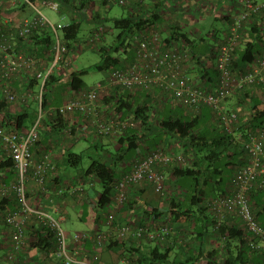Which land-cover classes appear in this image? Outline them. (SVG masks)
Listing matches in <instances>:
<instances>
[{
	"label": "built area",
	"instance_id": "built-area-1",
	"mask_svg": "<svg viewBox=\"0 0 264 264\" xmlns=\"http://www.w3.org/2000/svg\"><path fill=\"white\" fill-rule=\"evenodd\" d=\"M233 3L238 11L231 16L223 42L207 54V60L212 61L219 73L213 87L205 84L208 77H203L202 73H191L196 59L187 42L182 39L168 41L160 30L161 23L154 20L146 22L121 49L120 53H132L130 57L120 54L123 67L107 70L106 78L79 92L66 85L67 95L71 96L59 106L44 107L49 91L62 82L53 83V77L65 78L68 84L71 73L81 70L76 62L83 46L95 49L105 39L104 25L93 31L85 45L77 42L69 46L61 34L68 23L67 17L60 15L62 22L54 23L42 10L43 6L59 14L58 0H0V89L3 98L8 103L38 105L36 119L30 127L11 126L0 116V145L16 170L12 181L0 183V199L12 195L17 202L14 209L2 212L4 222L12 229L5 256L9 263L21 264L22 255L32 241L31 219L38 223L39 233L46 236L48 229L53 233L54 249L50 257L63 264H136V252L122 251L115 245L110 248V241L124 240L129 243L128 249H132L140 247L143 242L166 240L175 235L167 219L168 212L156 216L153 211L144 217L148 213L141 210L139 202L129 207L132 186L148 182L160 197L169 193L165 175L155 167L175 161L186 163L185 157L174 153L172 146L163 144L146 154L137 155L131 163V170L115 181L113 200L105 212V229L99 227L70 235L60 220L41 209L28 193L29 172L34 163L32 146L38 142L48 118L56 115L68 117L70 125L65 129L68 134H71L77 119L81 121L82 133L97 139L119 136L127 127L137 128L138 120L132 113L124 115L110 104L103 107V100L111 96L114 89L118 92L127 89L135 95L139 92L153 93L163 102L180 105L192 112L203 106L214 111L216 119L228 132L236 135L247 154L231 182L230 193L209 200L208 205L214 211L218 224L227 211L236 210L255 238L249 241V245L252 249L263 250L264 225L253 214L250 193L256 187L264 188V128L248 133L244 138L236 126L238 110L224 106V100L246 85L264 83V47L246 71L237 73L232 69L245 22L264 10V0L256 3L233 0ZM118 4L125 6L127 12L154 13L149 12L144 0H119ZM168 4L167 10L175 7L172 0ZM227 7L230 6L226 4L224 9L228 14ZM164 10L158 9L156 13L160 15ZM46 32L49 33V43ZM153 105L157 111L160 110L159 102L153 101ZM55 169L50 155L46 154L34 166L32 175L35 183L44 189L51 170Z\"/></svg>",
	"mask_w": 264,
	"mask_h": 264
},
{
	"label": "trees",
	"instance_id": "trees-1",
	"mask_svg": "<svg viewBox=\"0 0 264 264\" xmlns=\"http://www.w3.org/2000/svg\"><path fill=\"white\" fill-rule=\"evenodd\" d=\"M58 1L60 3L59 14L61 16L65 15L67 17L66 21H68L63 29V34L69 46L74 44V41H80L77 39L83 22L92 23L89 36L93 34V31L99 25H104L106 30L104 33L105 39L98 47L99 52L103 56L102 62L97 66V69L101 71L123 67L120 51L126 46V42H130L132 35L142 28L146 22H154V20L160 22V15L156 12L151 15L144 12L129 11L127 16L111 18L102 14L99 10L100 5L109 10L113 5L118 4L119 0ZM138 1L142 2V0ZM252 1L256 3L263 0ZM219 5L220 2H216L214 7L223 9ZM121 7L125 9V6ZM223 7L225 8V5ZM155 10L157 11L158 9L156 8ZM227 15L229 16V14ZM219 17L216 16L214 18L217 20L216 18ZM106 21H112L113 25L108 26ZM171 25L173 34L172 36H165L167 40L172 42L182 39L187 42L196 59L195 68L197 73H202L203 77H208V82L205 84L213 87L218 81L219 73L214 66L208 65V55L204 56L205 54H202L203 50L197 46H192L194 42L187 27H183L178 22ZM213 32L216 34L217 30L215 29ZM45 34L49 43V33L46 32ZM111 34H113V39L111 44H108L106 37ZM244 35L248 37L246 40L243 39ZM201 40L203 39L201 38ZM223 40L224 38L220 39L211 51H214ZM263 47L264 10L255 14L250 21L245 22L242 38L237 44L235 51L232 69L237 73L246 71L248 65L256 59ZM86 73V69L72 72L68 81L69 88L74 92L87 88L83 80V75ZM53 78V83H57L59 80H62L61 84L66 82L65 78ZM58 85L59 83L56 86ZM55 87L51 90L49 89V97L46 96L43 103L44 107L51 106L52 100L50 98H54ZM105 99L108 105L110 104L111 107L115 106L124 115L132 113L134 118L138 120V126L137 128L127 127L119 134L118 148L115 151H111L114 165L104 158H89L88 167L84 172L87 176H94L102 185L96 204L99 214L106 211L110 206L115 192V181L124 172L131 170V163L137 155L146 154L165 143V145L170 146L176 143V146L171 147L174 150L173 152L182 154L186 159L185 164H179L175 161L155 167L165 175L169 187V193L161 196L167 209L160 211V214L168 212L167 219L173 226L175 235L166 240L157 239L147 243L143 242L140 247L132 249H128V242L112 239L109 245L110 248L115 245V247H120L122 251L130 250L136 252V264H196L202 255L207 258V264H263L264 251L252 249L249 245V241L255 238L247 230L238 212L236 210L227 211L223 221L218 224L214 211L208 205L209 200L230 193L231 182L239 167L245 162L247 154L245 147L240 145L236 135L228 132L216 119L214 111L208 106H203L197 112H192L184 107L185 112L181 109L183 108L182 106H173L170 102H163L156 97V94L139 92L135 95L127 89L120 92L114 89L113 94ZM157 99L161 107L158 111L153 105V101H157ZM228 99L240 101L243 104V107L236 108L239 113L236 126H239L244 138L247 137L248 133L264 128V83L246 85L239 88L227 97L224 102L228 101ZM35 104L32 103L24 113H12L6 111L7 102L2 98L0 100V116L11 126L15 125L17 128H21L35 121L38 109ZM64 117L63 115L50 117L51 120L47 119L48 124L53 129H62L65 126ZM94 143L90 148H95L98 153L100 151V143ZM99 156H101V153ZM83 159V153L70 151L65 154L66 164L72 167L80 165ZM116 162L122 167L124 164L127 166L129 162L130 169L118 175L119 172L115 166ZM5 164L7 167H11L13 166V161L9 158L5 161ZM149 184L152 185L151 183ZM229 185L230 188L227 189ZM135 186L130 188V193H132ZM5 199L6 197H3L2 201H5ZM132 201L133 199L129 201V207H132L133 203L136 204V201ZM250 202L254 216L259 223L264 225V188L256 187L253 189L250 193ZM145 213L148 214L144 215V217L153 213L156 216L159 215V212L155 211L153 207L145 209ZM230 215L237 217L236 219L240 220V222L232 223L230 220L233 217L231 216V219L228 218ZM186 221L188 222L187 226L183 225V222ZM191 227H193L194 231ZM211 234H214L221 242L220 247L206 249L202 245L197 254L193 249L192 241H199L203 244ZM52 236L53 233L49 229L46 236L40 232L31 244L45 248L49 262L63 264L60 260H54L50 257L54 249ZM103 257L107 258V255L103 253ZM49 262L48 264H50ZM44 264H47V261Z\"/></svg>",
	"mask_w": 264,
	"mask_h": 264
},
{
	"label": "crops",
	"instance_id": "crops-1",
	"mask_svg": "<svg viewBox=\"0 0 264 264\" xmlns=\"http://www.w3.org/2000/svg\"><path fill=\"white\" fill-rule=\"evenodd\" d=\"M144 1L146 3V8L149 10L150 13L156 12V8H165V10L160 13V23L162 25V27L160 25V30L164 36H172L173 30L171 24L178 22L183 25V27H187L193 42L195 39H199L202 36L199 34V31L201 29L200 26H203L202 28H204L205 22H208L209 24H212L213 22L222 23L224 26L222 30V37L224 38L227 34V29L231 16L235 14V11H238V8L234 5L233 0H220L215 2L213 0H173L175 3V7L174 9L171 8L170 10H167V0ZM207 1L209 5L210 3H213V5H215L216 2H220L219 7H222L223 9L210 6L216 9V12L213 15L211 14L210 16H206V11L209 6H204L203 8L201 7L203 4H206ZM226 4L230 6L226 9L229 16L227 15L223 7ZM216 16L220 17L216 18L217 20H215L214 17ZM225 16L228 17L224 18ZM213 34L214 37H216L215 32H213ZM247 38L248 37L246 35L243 36L244 40H246ZM217 39L218 41H220L221 38L217 36ZM192 46L195 47L194 44H192ZM200 49L203 50L202 54H205L204 56L208 54L205 48ZM207 61L209 63V66H213L212 61ZM194 71H197L195 68V63L191 67V73H193ZM66 85L68 84L66 82L64 84L63 82L62 84H59L55 87L54 98H51V106H59L66 101V98L68 96H71V94L67 95L68 91L66 89ZM0 92H2L1 89ZM2 98L3 96L1 95L0 100H2ZM156 102H159V100L157 99ZM102 104L104 108H107L108 104L106 99L103 100ZM171 104L173 106H176L174 103ZM240 104H242V102L231 101L230 99L224 102V106H226L227 108H239L241 106L243 107V104ZM30 105H26L20 102H7L6 111L12 113H24ZM35 106L36 108L38 107L37 104H35ZM181 109L186 112V110H184V107ZM64 119L65 126L62 129H53L48 124V120H46L44 127L40 131V138L38 142L32 146L34 163L30 168L29 172L27 185L28 193L30 194L32 199L38 202L39 206H43L45 210H53L54 214L56 215L55 217H58L61 224L64 221L71 223L76 230H66L70 235H73L75 232L89 231L99 227L105 229L107 228V224L105 221L106 211H103V213L101 212L100 215L98 213V208L96 205L100 195V191L97 189L98 181L92 175L87 176L84 170L76 174L71 173L70 167L72 166H69L65 162V154L70 151L77 152L76 146L80 143V141H87L90 147L91 145L95 144L94 140H92L91 135H84L82 133L81 121L77 119L75 122V126L72 128L71 134L66 133L65 129L70 125V119L68 117H64ZM31 124L32 122L28 123V125L23 127H30ZM52 124L54 123L52 122ZM73 129H75V131H73ZM118 137V135H114L97 139V143H100L99 148L100 150H102L101 155H103V158L109 161V163L112 162V160L114 159L113 156H111L113 155L111 151H115L118 148ZM84 150L85 149L81 150L78 153L84 154ZM46 154L50 155L53 164L56 166V169L51 170V174L49 175V178L46 180L45 183L46 186L43 189L35 183L36 181L33 178L32 172L34 166L39 161H42ZM7 159H9V157H7V154L4 152L2 146L0 145V183H9L14 179L16 175V170L14 166H6L5 161ZM112 165H114V163ZM115 166L118 169V175L130 169L129 162L127 166L124 164L123 167L116 162ZM87 180H89V182H87ZM61 185L64 187V190H59ZM228 188H230V185L229 187H227V189ZM132 199L133 201H136V203L139 202L138 205L140 206L143 212H145V209H149L152 207L155 209V211L157 210L159 213L160 211L167 209V206H165V202L163 203L162 198L153 191L152 185H150L149 183H142L140 185H136L131 193V200ZM137 199L139 201H137ZM2 200L3 198L0 199V264H11L6 260L5 256L7 250L9 249V246L7 247L8 243L6 244V241H10V234L12 229L9 225L4 222L2 212H4V210L6 209H14L17 205L12 195L7 196L5 201ZM148 202L150 203V205H152L151 207ZM231 216L233 217V219L230 220L232 221V223L240 222V220H237V217H235L234 215H230L228 218L231 219ZM80 223H82L84 227H78V224ZM187 223V221L183 222V225L187 226ZM29 225L31 229L30 237L32 243L35 241L40 231V228L38 223L34 219H31ZM191 229L194 231L193 227H191ZM191 236L193 237L192 233ZM204 242L202 244L199 241H192L193 249L197 254L199 248H201L202 245L203 247L205 246L206 249H213L220 247L221 243L214 234L209 235L206 241ZM262 249V251H264V247ZM47 256V250L45 248L30 244L27 248L26 253L22 255L23 260L21 261V264H44L46 261L48 264L49 261ZM207 262V258L202 255L199 257V260L196 262V264H207ZM49 263L53 264L52 262Z\"/></svg>",
	"mask_w": 264,
	"mask_h": 264
},
{
	"label": "rangeland",
	"instance_id": "rangeland-1",
	"mask_svg": "<svg viewBox=\"0 0 264 264\" xmlns=\"http://www.w3.org/2000/svg\"><path fill=\"white\" fill-rule=\"evenodd\" d=\"M99 1V0H98ZM173 1V0H172ZM215 1H220V0H213ZM261 1V0H259ZM169 0H167V7H169ZM204 6H209L207 11H206V16H210L211 14H215L216 9H214L213 7V3H208V1L206 2V4H203L201 8H203ZM171 9V8H170ZM174 9V7L172 8ZM42 10L44 11V13L48 16V18L53 21L54 23H59L62 22L61 16L60 14L56 13L55 11L43 7L42 6ZM99 10L101 11L102 14L108 16V17H117V16H127L128 12L127 9H124L123 7H121L118 4H115L111 7V9L106 10L103 5L99 6ZM106 24L108 26H112V21H106ZM201 29L199 31V34L202 35L199 39H195L194 40V46H197L198 48H205L206 51H211V49L218 43V39L217 36L221 39H223L222 37V30H223V24L222 23H217V22H213L212 24L205 22V27L202 28L203 26H200ZM92 28V23L89 22H83L82 24V29L80 31L79 37L77 40H80V43H83L84 45L86 44V41L90 38L89 37V31H91ZM217 30L216 32V37H214L213 31ZM61 34H63V32L61 31ZM201 38L203 40H201ZM108 44H111V41L113 39V34L108 35L106 37ZM74 44H76L77 42H73ZM79 43V44H80ZM83 46V45H82ZM116 55V54H115ZM122 56L124 57H130L132 55V53L128 52H123L121 53ZM103 56L102 53L99 52L98 48H89V47H85L83 46V50L81 51V53H78L77 55V64L81 69H86L87 73L83 75V80L85 82V87H91L93 86L96 82L103 80L104 78H106L107 73L106 71H101L97 69V66L102 62ZM193 74H198L197 71H194ZM53 84V83H52ZM1 95L3 96L2 92H0V97ZM92 140H94V142H97V138H95L94 136L92 137ZM166 144V143H165ZM170 146V145H167ZM172 146H176V143L172 144ZM76 151L80 152L81 150H84V159L82 160L81 164L78 165L77 167H70V171L71 173H78L82 170H86V168L88 167L89 164V158L90 157H94V158H103V155L99 156V154L101 153L102 150H100L98 153L96 152L95 148H90L89 144L87 141H80V143L76 146ZM87 182H89V180H87ZM89 188V187H86ZM102 188L101 183L98 181L97 184V189L100 191ZM59 190H64V187L61 185V187L59 188ZM83 193V192H82ZM41 209H43L44 211H46L47 213L56 216L54 214L53 210H48L43 207L40 206ZM58 218V217H57ZM62 226L66 229V230H70V231H74L76 230L74 226H72L71 223L68 222H63ZM78 227L82 228L84 227V225L82 223L78 224ZM8 243V240L6 241V244ZM8 247V245H7Z\"/></svg>",
	"mask_w": 264,
	"mask_h": 264
}]
</instances>
